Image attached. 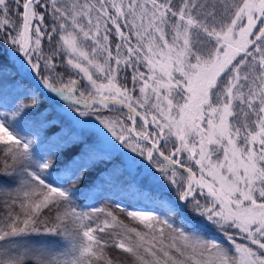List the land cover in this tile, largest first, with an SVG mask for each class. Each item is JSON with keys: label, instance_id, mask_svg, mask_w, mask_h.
I'll list each match as a JSON object with an SVG mask.
<instances>
[{"label": "snow or ice", "instance_id": "obj_1", "mask_svg": "<svg viewBox=\"0 0 264 264\" xmlns=\"http://www.w3.org/2000/svg\"><path fill=\"white\" fill-rule=\"evenodd\" d=\"M0 89V264H264V0H0Z\"/></svg>", "mask_w": 264, "mask_h": 264}, {"label": "trees", "instance_id": "obj_2", "mask_svg": "<svg viewBox=\"0 0 264 264\" xmlns=\"http://www.w3.org/2000/svg\"><path fill=\"white\" fill-rule=\"evenodd\" d=\"M0 91L2 92V89H0ZM2 94H3V92L0 93V95H2ZM46 106H47L46 103H42V104L40 105V110H43V108L46 107ZM0 110H2V109H0ZM52 131H53V130H48V132L46 133V135L50 136V135L52 134ZM113 253H114V255H115V254L122 255V256H125V255H126V254H123V253H119V250H114Z\"/></svg>", "mask_w": 264, "mask_h": 264}, {"label": "rangeland", "instance_id": "obj_3", "mask_svg": "<svg viewBox=\"0 0 264 264\" xmlns=\"http://www.w3.org/2000/svg\"><path fill=\"white\" fill-rule=\"evenodd\" d=\"M0 93H2L1 91H0ZM123 218V217H122ZM114 254V253H113ZM116 255V254H115ZM120 256H122V255H120Z\"/></svg>", "mask_w": 264, "mask_h": 264}]
</instances>
